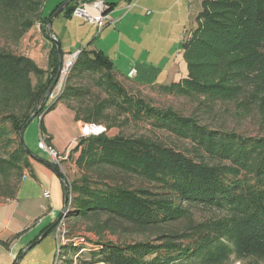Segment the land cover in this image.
Listing matches in <instances>:
<instances>
[{
    "label": "trees",
    "instance_id": "obj_1",
    "mask_svg": "<svg viewBox=\"0 0 264 264\" xmlns=\"http://www.w3.org/2000/svg\"><path fill=\"white\" fill-rule=\"evenodd\" d=\"M45 1L0 0V30L13 45L36 23L49 37L47 24L65 0L48 17L42 16ZM78 1L61 13L71 14ZM79 51L46 108L47 101H40L58 69L55 43L46 70L0 46V196L14 199L30 166L28 149L19 140L23 126L39 118L41 131L42 116L62 103L73 110L75 121L106 125V133L78 139L74 163L81 175L67 188L72 198L63 211L94 221L90 230L97 235L104 228L114 232L112 225L119 223L152 241L93 247L67 241L59 245L55 264H262L264 137L210 128L171 109L151 107L116 83L118 75L101 51ZM181 52L187 75L157 85L163 91L195 98L207 109L210 103L240 100L244 110L264 113V0H203ZM89 76L105 98L94 99L88 87L75 82ZM131 120L145 123L153 135H107Z\"/></svg>",
    "mask_w": 264,
    "mask_h": 264
},
{
    "label": "rangeland",
    "instance_id": "obj_2",
    "mask_svg": "<svg viewBox=\"0 0 264 264\" xmlns=\"http://www.w3.org/2000/svg\"><path fill=\"white\" fill-rule=\"evenodd\" d=\"M58 2L59 0H46L42 6V16L48 17ZM71 19H73V21L68 22ZM135 20L134 26L137 28V32L135 33L137 36H135L131 43L127 42L124 37L121 40L117 39V36H112L111 40L110 38H107L106 43V48H108L109 53L112 56H116L113 62L109 59L114 71L123 76V78L115 76V81L123 87L128 94L142 99L151 107L158 109H171L182 117L193 118L198 123L210 128H218L224 131L234 132L244 137H264V113L255 108L244 110L241 107L240 100L235 102L210 103L211 106L207 109L199 106L198 100L195 98L187 97L183 94H177L176 92L169 93L163 91L161 87H158L157 85L166 84L167 81L170 82L172 75L170 74L168 77L169 66L172 65L174 58H181V47L180 45H177V43H175V45L173 43V40H175L176 37L172 33L173 25L171 22L167 23L164 21L161 24H151L148 16L145 14H143V16H138ZM132 24L134 23H130V26H132ZM50 29L53 33L60 34L56 40L69 42L70 49H65V52L68 50L72 52L77 48H85L88 44L102 47V41L103 38H105L102 37L98 31L93 30L90 32L85 22L76 18L64 19L61 15L52 20L50 23ZM106 29L111 30L114 29V27L108 26ZM52 42L51 39H45V35L37 23L24 34L16 45H13L4 32L0 30V46L9 48L15 54L32 58L34 62L38 63V66H41L47 60L48 51ZM130 59L138 61L139 65L145 63V67H142V70H146V72L148 70L147 78L157 85H141V80H138L139 84H137L131 80L124 79L126 78V72H124V70H127L125 69L126 64ZM138 70H140V67ZM186 74L184 77H186ZM181 79L183 78L179 75L175 83L179 82ZM65 80L66 79L62 82L64 83ZM75 82L78 83L77 85L88 87L90 94L94 99L101 100L105 98V94L96 84H94V81L90 76L84 77L81 82ZM32 83H35L33 77ZM59 91L60 90L57 91V95ZM57 95L55 97H57ZM53 102L54 99L49 100L45 105L46 108H49ZM71 105L76 106L73 103ZM64 111H66L65 115L62 113ZM68 113L69 110L60 103V105L56 104L53 109L44 114L45 118H49L46 123L47 128L53 133L60 134L61 137H64V139L58 141V145H60L61 148L62 145L63 148L66 147L67 153H60L54 147L53 148L58 154H67V159L62 161L59 167L55 166L59 168L63 176L66 191L67 188H70L73 182L77 181L81 175V171L74 163V158L71 157L76 155L77 158L78 156V152H74V150L77 146L78 139L81 138L78 131V129L80 130V126L77 129L75 118L71 117L68 119ZM38 121L39 118H35L28 124L24 130L22 140L24 146L33 156L28 159L29 163L35 166L33 172L35 175L39 174L41 176L46 187L44 188L40 186L31 177H23L21 180L15 203L7 205V216L10 217V215H12L15 217L14 223L16 226L14 229L19 230L17 233L18 239L16 237L9 245L2 241L0 242V264H12L17 257L19 259L18 264L59 263L57 256L58 245L67 241H73L76 244H85L88 247H93L96 246L97 243L104 242L133 244L143 241H152V238L141 237L137 234L130 233L124 225L122 226L119 223H114L112 225L114 232L104 228L100 235H97L90 230L91 227L94 226V221L76 220L67 217L63 211L65 207L62 184L55 172L44 164H51L48 156L37 147L39 136H46L43 127L41 128V131L39 130ZM99 125L104 128L106 127L104 124L99 123ZM59 130H61L62 133H60ZM118 133L124 136L134 137H150L153 135L149 126L145 123H134L132 120L123 122L119 127L107 131L108 136H113ZM156 135L164 140L169 139L166 135H162L161 133H156ZM74 136L75 138L72 140L71 138ZM170 141L172 142L173 140L171 139L169 142ZM173 142L179 146L183 145L180 144V142ZM26 171L27 170H23V174H25ZM130 181L131 183L138 182L134 179ZM1 191L2 185L0 182V193ZM70 195L71 193L69 192L66 197V203L70 202V199L72 198V195L69 197ZM2 201H4V198L0 196V202ZM52 213L53 216L51 217V221L53 220V222L48 226L49 228L54 224L52 231L46 234L43 239L33 245L26 252H24V250L27 246L19 256L16 255L15 257H12L9 254L10 249L17 243L16 241L19 240L21 236L25 235L28 230L31 231L34 225H37L36 218L41 219L45 215H50ZM199 216L200 215H198L197 218ZM99 221L103 224L105 217L102 216ZM102 224L100 227H104ZM0 226L3 227L2 223H0ZM9 232L14 233V231ZM40 234L39 231L36 230L34 236H39ZM74 264H77V262H74ZM232 264L242 263L233 262ZM262 264H264V262Z\"/></svg>",
    "mask_w": 264,
    "mask_h": 264
},
{
    "label": "crops",
    "instance_id": "obj_3",
    "mask_svg": "<svg viewBox=\"0 0 264 264\" xmlns=\"http://www.w3.org/2000/svg\"><path fill=\"white\" fill-rule=\"evenodd\" d=\"M63 1L64 0H59V2L55 5L54 8H56ZM102 1H104L105 6H106L103 13L107 17L108 22H106V24L100 30L97 29L96 25L72 16V13L71 14L61 13L57 17L61 15L64 19L65 18L66 19L76 18L78 20L85 22L90 32H92L93 30L98 31L102 37H105L103 38V41H102V47L98 45L92 46L91 44L90 45L88 44V46H86L85 48L101 51L104 55H106L113 62L116 56H112L109 53L108 48H106L107 38H110L111 40L112 36H117V39L121 40L124 37L127 42L131 43L133 39L135 38V36H137V34H135L137 32V28L136 26H134L135 21H136L135 19H137L138 16H143V14L148 16L149 22H151V24H161L164 21H166L167 23L171 22V24L173 25L172 33L176 37L175 40H173V43L174 45L175 43H177V45H180L181 47V43L187 38V35L189 34L190 30L196 26V17L199 14V12L202 10L203 0H102ZM90 3L91 2L87 0H79L75 4L76 5L75 8L82 6L84 7L85 11L88 13L90 17H97L99 15V11L96 8L92 7ZM72 21L73 19H71L68 22H72ZM109 22H113V23H109ZM130 23H134V24L130 26ZM108 26H113L114 29H111L112 31L106 29ZM59 35L60 34L58 33L56 34L52 32V37L54 39H58ZM45 39L49 40L50 38L45 37ZM57 41H58L60 50L63 53L62 63L69 55L84 48V47L77 48L75 51L70 52V50H68L67 52H65V49H70L69 42L67 41L61 42V40H57ZM30 59L32 60V58ZM34 63L38 66V63L36 62ZM38 67L42 70H46L47 60L45 61V63H43L41 66L39 65ZM139 67H140V70H138ZM142 67H145V63L139 65L138 61H133L131 59L128 60V63L126 64V68H125L127 70L126 71L124 70V72H126V78H129L128 77L129 72L133 71L134 72L133 77L129 78L131 81L138 83V80H141L142 81L141 84L143 85H154V83H152L151 80L147 78V72L149 71L147 70L146 72V70H142ZM186 70H187L186 65L183 61L182 52H181V58L180 59L174 58L172 65L169 66L168 77L170 74L172 75L170 82L167 81L166 84H162V85H169L171 83H175L179 75L182 76V78H185L184 75L187 72ZM116 73L120 78H123V76L119 75L118 72ZM55 89H54L55 91L54 90L52 91L50 98L47 100V102L51 99L55 100L57 91L58 90L61 91V89H59L58 87ZM60 91L58 92V94L60 93ZM57 105H60V103H58ZM64 106L69 110V113L67 114L69 116L68 119L71 117H74L73 110L67 107L66 105ZM62 113H64L65 115L66 111ZM48 119H49L48 117L45 118V115L42 116V127L44 128L45 135H46L45 138H46L48 145L54 147L60 153H67L66 147L63 148V145H62V148H61V146L58 145V141H61L62 139H64V137H61L60 134L53 133L49 128H47L46 123ZM76 126L78 129L80 126V121H76ZM78 131L81 134L79 129ZM59 132L62 133L61 130H59ZM74 138L75 136L71 139L73 140ZM71 157H73L74 160L76 159V155L71 156ZM29 165L30 166L28 170L25 172L24 177L33 178L40 186L45 188L46 185L43 182L41 176L39 174L35 175V173L33 172V170H35V166L32 165L31 163H29ZM15 198L14 199H4V201L0 202V218H1L0 223H2V226H3V227L0 226V242L2 241L3 243H7L8 245L11 243V241L15 240L16 237L18 239L17 233L19 230L14 229L16 226V224L14 223L15 217H13L12 215H10V217L7 216V212H8L7 205L14 204ZM52 216H53V213L50 215L49 214L45 215L41 219L36 218L37 225H34L31 231L28 230V232H26L25 235L21 236L19 240L16 241L17 243L12 246V248L9 251V254L12 257H15L20 252L22 253L24 248L38 237V235L34 236L35 231L36 230L39 231V234H40L46 227H48L53 222V220L51 221ZM9 231H14V233H10ZM17 259L18 258H16V261Z\"/></svg>",
    "mask_w": 264,
    "mask_h": 264
},
{
    "label": "built area",
    "instance_id": "obj_4",
    "mask_svg": "<svg viewBox=\"0 0 264 264\" xmlns=\"http://www.w3.org/2000/svg\"><path fill=\"white\" fill-rule=\"evenodd\" d=\"M90 4L92 7L96 8L99 11V15L97 17H90L88 13L85 11L84 7L82 6L75 8L72 11V16L78 19L84 20L86 22H89L91 24H94L96 25L97 29L100 30L106 24V22H108L107 17L103 13L106 7L105 3L102 0H94ZM109 23H113V22H109ZM79 53L80 51H76L75 53L69 55L64 60L62 64L61 72H60V78H59L60 81L59 83H57L58 85L57 87L59 89L63 88L62 81L66 79L69 73V70L72 67L73 63L75 62ZM133 74H134L133 71L129 72L128 77L132 78ZM80 132H81L80 134L81 137L99 136V135L106 133V129L101 125L87 124V123L80 122ZM37 147L48 156L51 164L54 166L59 167L60 163L67 159L66 158L67 154L65 155L58 154V152H56L52 146L47 144L46 138L42 137L41 135L39 136ZM69 197H71V195ZM57 254H58V248H57Z\"/></svg>",
    "mask_w": 264,
    "mask_h": 264
},
{
    "label": "water",
    "instance_id": "obj_5",
    "mask_svg": "<svg viewBox=\"0 0 264 264\" xmlns=\"http://www.w3.org/2000/svg\"><path fill=\"white\" fill-rule=\"evenodd\" d=\"M75 0H65L58 8L57 10L52 14L51 16V20L56 18L61 12L62 10L71 2H73ZM47 32H48V36L49 38L55 43V46H56V53H57V57H58V69H57V72H56V75L52 81V83L49 85L47 91H46V97L43 98L41 101H40V105L45 102L51 95L52 91L56 88V85L59 81V78H60V72H61V68H62V56H61V52H60V47H59V44H58V41L56 39H54L52 37V31L50 29V23L47 24ZM29 122H27L23 128H22V131L26 128V126L28 125ZM22 131L19 133V140L22 144V146L24 147V143H23V140H22ZM27 151V150H26ZM28 153V156L29 157H33L32 154H30L29 151H27ZM46 164L49 168L52 169V171L55 172V174L57 175V177L59 178L61 184H62V191H63V194H64V207L66 206V196H67V191H66V186H65V183H64V179H63V176L59 170L58 167H55L54 165L52 164H47V163H44ZM54 227V224L51 225L49 228H47L46 230H44L39 236L38 238L33 241L32 243H30L27 248L24 250V252H26L27 250H29L33 245H35L37 242H39L41 239H43L46 234L49 233V231L52 230V228ZM19 263V259H17L16 263L15 264H18Z\"/></svg>",
    "mask_w": 264,
    "mask_h": 264
}]
</instances>
